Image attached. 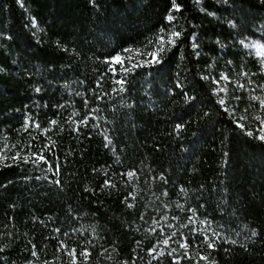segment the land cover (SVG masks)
<instances>
[{
    "label": "trees",
    "instance_id": "1",
    "mask_svg": "<svg viewBox=\"0 0 264 264\" xmlns=\"http://www.w3.org/2000/svg\"><path fill=\"white\" fill-rule=\"evenodd\" d=\"M261 136L264 0H0V264H264Z\"/></svg>",
    "mask_w": 264,
    "mask_h": 264
},
{
    "label": "rangeland",
    "instance_id": "2",
    "mask_svg": "<svg viewBox=\"0 0 264 264\" xmlns=\"http://www.w3.org/2000/svg\"><path fill=\"white\" fill-rule=\"evenodd\" d=\"M125 55H126L127 58H133V57H136L138 55V53L137 52L133 53L131 51H128ZM118 58H119V60H117V58H115V59L112 60V62L113 63H121L123 61V58L122 57H118ZM148 58L149 57L146 56V59H148Z\"/></svg>",
    "mask_w": 264,
    "mask_h": 264
},
{
    "label": "snow or ice",
    "instance_id": "3",
    "mask_svg": "<svg viewBox=\"0 0 264 264\" xmlns=\"http://www.w3.org/2000/svg\"><path fill=\"white\" fill-rule=\"evenodd\" d=\"M174 35H179L178 33L174 34ZM160 51H163V48L160 49ZM117 60H119V58H117ZM152 63H159V59L157 58L156 54H153V57H152ZM249 135H251V133H249ZM260 139L264 140V136H261ZM129 176L133 175L132 173H129L128 174ZM165 244H167V241H164Z\"/></svg>",
    "mask_w": 264,
    "mask_h": 264
}]
</instances>
